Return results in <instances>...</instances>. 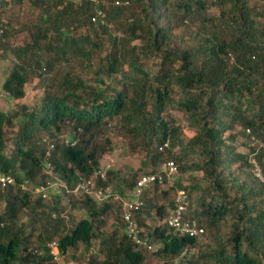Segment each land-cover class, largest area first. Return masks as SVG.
Returning a JSON list of instances; mask_svg holds the SVG:
<instances>
[{"label":"trees","instance_id":"obj_1","mask_svg":"<svg viewBox=\"0 0 264 264\" xmlns=\"http://www.w3.org/2000/svg\"><path fill=\"white\" fill-rule=\"evenodd\" d=\"M0 59L10 66L6 97L24 98L35 80L43 92L35 105L0 110V173L18 184L0 186V264H58L48 247L56 240L62 255L87 264H264V186L252 164L264 174V0H0ZM112 122L147 158L112 190L133 192L141 176L174 161L182 176L201 175L178 186L204 236L169 226L174 189L159 184L135 214L153 250L130 240L122 219V236L106 230L110 200L63 190L60 207L59 195L21 189L56 179L74 191L82 177H94V192L111 185V171L106 181L94 175ZM82 248L91 256L78 258Z\"/></svg>","mask_w":264,"mask_h":264},{"label":"rangeland","instance_id":"obj_2","mask_svg":"<svg viewBox=\"0 0 264 264\" xmlns=\"http://www.w3.org/2000/svg\"><path fill=\"white\" fill-rule=\"evenodd\" d=\"M9 8V7H8ZM16 43H23L25 41V35L18 36L15 39ZM10 71V66L7 61L0 59V110L3 112H10L12 110L16 109V105L19 103H25L28 105H35L36 103H39L40 98L42 97V90L38 88V80H35L33 83L28 85V87L25 90V97L20 100H13L9 99V97H6V92L3 89V84L5 82V79L7 77V74ZM173 116L177 120V123L179 125H184L185 132L187 137H191L192 133L185 127L183 115L178 112H174ZM116 122H112L111 125L107 128H104L102 130V133L100 135L99 141L102 143H106L108 141V147L109 150L103 155L101 159V172L106 175L109 171L112 172V174L109 176L110 178V184L108 188L112 190L115 186L118 184H123L125 180L128 179V181H133V175L134 173L139 170L141 167H143L144 163L147 161V158L143 152H132L130 147V136L124 132L123 130H120L119 126H116ZM70 133L65 132L61 137L62 141L65 142L66 139H68ZM241 151H246L245 149H240ZM52 176V175H50ZM201 178V175L198 173L193 174L192 176L189 174H186L184 176L179 173L177 176L173 177L172 180L167 181L165 184L161 185L162 189H171L174 190L170 192L171 199H175L177 196V192L181 190V188L178 186L179 183H182V187H189L191 184V178ZM56 178L55 176L52 178ZM94 180V177H93ZM50 182H55L60 184V180H54ZM48 182V181H47ZM107 188V187H106ZM183 189V188H182ZM119 194L124 198H131V192L132 190L130 188L125 187L123 190H117ZM133 193V192H132ZM49 195L54 196H60L62 198L60 207H65L68 204V199L66 195L63 193V190L59 189L58 191L50 190ZM48 195V197H49ZM35 197V196H33ZM32 197V198H33ZM97 198V197H96ZM98 199V198H97ZM49 200V199H48ZM197 200L196 194L191 196V205H195ZM99 202H101L98 199ZM5 209V204H0V211H3ZM120 206L117 204H113V209L108 212L109 217V224L106 228L107 231L112 232L114 229L118 228L119 236H122L124 233V229L121 226V223L119 219L120 217ZM68 213L64 214L66 217L65 220L67 224H70L72 222V219L69 218ZM74 217L77 219L82 218H88V215L85 212H76L74 213ZM71 219V220H70ZM122 221V220H121ZM124 225V222H122ZM151 223V222H150ZM153 224V223H151ZM117 226V227H116ZM125 226V225H124ZM125 228V227H124ZM205 233L207 232L206 227ZM205 235V234H204ZM203 235V236H204ZM96 246L95 251L91 254L93 257L97 259V261L103 260L104 256L100 254V242H96L94 244ZM142 247V246H139ZM155 250L158 249V247H154ZM191 252H195L196 248H191ZM153 250V249H152ZM82 254H78V258H81V255H83V252L85 256L90 257L91 255L86 252L85 248H82ZM58 264H87L86 260H82L81 262L73 260L71 257H65L60 261Z\"/></svg>","mask_w":264,"mask_h":264},{"label":"built area","instance_id":"obj_3","mask_svg":"<svg viewBox=\"0 0 264 264\" xmlns=\"http://www.w3.org/2000/svg\"><path fill=\"white\" fill-rule=\"evenodd\" d=\"M50 148L51 150H53L54 145H51ZM50 156V153H47V159ZM252 164L254 177L259 180L264 186V174L261 167L256 161H252ZM47 173H49V175L52 174L50 170H47ZM178 174V166L174 161L163 164L158 173L143 175L138 179L137 186L131 198H124L115 193L113 190H110L108 187L105 189H101L98 192H94V180L84 179L83 177L80 178V181L73 192L74 194H78L81 192L89 194L95 193L101 201L110 200L113 203L119 205L121 208V218L125 223V232L128 238L132 240L137 246L149 247L147 243L141 238V230L138 228L135 220V214L141 209L143 204L141 197L145 189L149 186L154 184L163 185L167 181L172 180L173 177L177 176ZM96 177H99L103 181H106L107 179L106 175L101 171L96 172ZM17 185L18 184L16 180L12 176L0 173V186L2 187V189L16 187ZM20 187L25 192L35 193L37 195H41L44 199H47L50 190L58 191L59 189L64 187V185L48 181L33 189L29 186V182H25L20 184ZM67 192H69V190H67ZM189 209V196L185 190H180L177 194L173 209L168 212L167 221L169 223V226L179 236L198 238L205 233V229L197 220L187 218ZM48 246L53 259L57 262H60L64 258V256L60 252L59 242L53 241ZM149 249L152 248L149 247Z\"/></svg>","mask_w":264,"mask_h":264},{"label":"clouds","instance_id":"obj_4","mask_svg":"<svg viewBox=\"0 0 264 264\" xmlns=\"http://www.w3.org/2000/svg\"><path fill=\"white\" fill-rule=\"evenodd\" d=\"M99 171H101V170H99ZM98 172V171H97ZM95 177H96V173H95V175H94ZM60 184H62V185H64L63 183H61L60 182ZM61 190H65L66 192H67V190H66V186L64 185V187H62L61 188ZM70 191H72L73 192V190H70L69 189V192H67V193H70ZM180 191V190H179ZM178 191V192H179ZM134 192V191H133ZM73 194H74V192H73ZM79 194V193H78ZM91 194H94L95 196H96V194L95 193H91ZM118 194V193H117ZM178 194V193H177ZM74 195H76V194H74ZM120 195V194H119ZM121 196V195H120ZM132 196H133V193H132ZM97 197V196H96ZM98 198V197H97ZM99 199V198H98ZM100 200V199H99ZM101 201V200H100ZM104 201H106V200H104ZM101 202H103V201H101ZM115 204V203H114ZM121 209V208H120ZM120 213H121V210H120ZM120 217H121V215H120ZM122 219V218H121ZM135 220H136V218H135ZM123 221V220H122ZM124 225H125V223H124ZM142 238V237H141ZM143 239V238H142ZM144 240V239H143ZM57 241V240H56ZM145 242H146V240H144ZM147 243V242H146ZM51 244V243H50ZM148 245V244H147ZM149 246V245H148ZM49 247V246H48ZM144 247H146V248H148L149 249V247H151V246H149V247H147V246H144ZM152 248V247H151ZM59 249H60V243H59ZM50 250V249H49ZM150 250V249H149ZM60 252H61V250H60ZM64 256V258L66 257L65 255H63ZM63 258V259H64ZM55 261V260H54ZM55 262H57V261H55ZM57 263H60V262H57Z\"/></svg>","mask_w":264,"mask_h":264}]
</instances>
